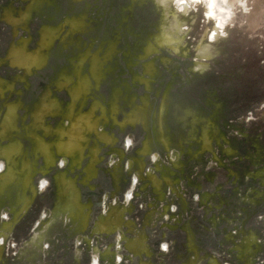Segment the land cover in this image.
I'll return each mask as SVG.
<instances>
[{
    "label": "rangeland",
    "instance_id": "1",
    "mask_svg": "<svg viewBox=\"0 0 264 264\" xmlns=\"http://www.w3.org/2000/svg\"><path fill=\"white\" fill-rule=\"evenodd\" d=\"M26 2L0 0V264H264V0Z\"/></svg>",
    "mask_w": 264,
    "mask_h": 264
},
{
    "label": "bare ground",
    "instance_id": "2",
    "mask_svg": "<svg viewBox=\"0 0 264 264\" xmlns=\"http://www.w3.org/2000/svg\"><path fill=\"white\" fill-rule=\"evenodd\" d=\"M24 1V0H23ZM30 1H32V0H30ZM166 1V0H165ZM162 3L163 4H165V2H164V0H162ZM6 17H7V19L8 20H13L14 21V35H15V37L17 36V34H18V30H19V26L20 25H23V23L24 22H26V17H25V15L23 14V13H21V14H19V16H17V15H14L13 14V12H12V8L11 9H8V10H6ZM78 26V25H77ZM43 37H42V40H44V37H45V34L43 33V35H42ZM166 40H168L169 42H172V39H171V37H168L167 38V36H166V38H165ZM44 43H45V40H44ZM46 46V45H45ZM46 48V47H45ZM13 49H14V45L11 47V51L9 52V57L11 56H13L14 55V51H13ZM148 55H150L151 54V51H149L148 53H147ZM37 56V55H36ZM13 58H14V56H13ZM16 60H17V58H15ZM15 60V61H16ZM22 60H23V58H22ZM34 60H35V58H34ZM19 61V60H18ZM46 62V61H45ZM14 63V62H13ZM16 63V62H15ZM23 63V62H22ZM30 63H32V62H30ZM19 64V63H18ZM28 64V63H27ZM15 65V64H14ZM22 65H24V64H22ZM44 65V64H43ZM44 67V66H43ZM21 68V67H20ZM31 68V67H30ZM38 68H40V67H38ZM23 69H25V68H23ZM29 69V68H28ZM1 90V89H0ZM52 112V104H50L49 102H46L45 100H42V102L40 103V106L38 107V109H37V112H36V117H37V120H41V119H43L44 118V116H46V115H48L49 113H51ZM11 113V112H10ZM7 118H8V116H7ZM89 119V118H88ZM7 121V120H6ZM7 125V124H6ZM11 125V124H10ZM81 125V121L79 120L77 123H75L74 122V124H73V126H80ZM94 125V123L93 122H90V123H88V124H83V128H84V131L82 130V129H79L78 128V130L77 131H72V130H70L69 132H68V134H69V143L68 144H66V147L64 148V150H67V149H70L69 147L71 146V144H73L74 142L75 143H77V146H80L81 145V143L83 142L82 141V139H83V137H84V134L86 133V131H87V133L89 132V130L92 128V126ZM9 126V125H8ZM77 133V134H76ZM75 135H77V136H75ZM60 150V152H62L63 151V149H59ZM73 150V149H72ZM67 151H69V150H67ZM77 151V150H76ZM17 153V152H16ZM82 153H83V150H82V146H80V148L78 149V151H77V154L74 156V158H73V161H74V164H77L79 161H81V158H82ZM70 154V153H69ZM96 154H97V150H93V157L95 158V156H96ZM93 164H94V161L92 162V164H91V167L93 166ZM73 187V186H72ZM79 191L77 190L76 191V194H77V196H79ZM107 223H108V221H107ZM107 223L106 222H100L99 224H98V226H100L101 227V230L104 232V231H106L107 233H110V229L108 228L109 226L107 225ZM110 225V224H109ZM88 227V219L87 218H85L84 219V229H86ZM112 227V226H111Z\"/></svg>",
    "mask_w": 264,
    "mask_h": 264
},
{
    "label": "flooded vegetation",
    "instance_id": "3",
    "mask_svg": "<svg viewBox=\"0 0 264 264\" xmlns=\"http://www.w3.org/2000/svg\"><path fill=\"white\" fill-rule=\"evenodd\" d=\"M24 1H27V2H28V0H24ZM27 2H26V3H27ZM29 4H30V3H29ZM12 12H13V9H12ZM13 13H14V12H13ZM21 13H23L25 16L27 15L26 18L28 17V14H26V13L24 12V10L21 11L20 14H21ZM18 15H19V14H18ZM3 22L7 24V27L10 29V31H11V33H12V36H13V34H14V25L12 26V25H11L9 22H7L6 20H3ZM23 30H24V29H22V28L19 27L18 34H17L16 37H15V35H14V38L18 39L20 33L23 32ZM40 30H41V29H40ZM40 30H39V34H40V32H41ZM38 45H39V44H38ZM12 46H13V43H12V45H11L10 47H8V49H7V55H6L7 58H6V59H7L9 62H10V59H9L8 55H9V52H10ZM38 49H39V47H37L35 50H33V52L37 51ZM9 68H11V69H15V70H17V71H21V70H18L17 67H15V68L12 67L11 62H10V66H9ZM64 91H65V89L60 90L59 92H64ZM7 92H12V90H7ZM52 118L55 119L56 117L50 115V116H48L47 119H52ZM47 119H46V120H47ZM33 120H34V118H33ZM102 143L105 144L104 142H102ZM106 145H107V144H106ZM109 145H110V144H109ZM94 149H97V148H94ZM94 149H93V150H94ZM93 150H92V151H93ZM97 151H98V149H97ZM91 153H92V152H91ZM97 155H98V154H97ZM91 158H92V157H91ZM96 159H97V158H96ZM95 161H96V160H95ZM91 162H92V161H91ZM95 175H97V174H95ZM95 178H96V176L93 177L92 179H90L89 181H90V182H93ZM97 223H98V222H97ZM96 225H97V224H96Z\"/></svg>",
    "mask_w": 264,
    "mask_h": 264
},
{
    "label": "clouds",
    "instance_id": "4",
    "mask_svg": "<svg viewBox=\"0 0 264 264\" xmlns=\"http://www.w3.org/2000/svg\"><path fill=\"white\" fill-rule=\"evenodd\" d=\"M217 26H219V25H217ZM3 169H4V165L2 163H0V171H3ZM45 247H47V245H45ZM162 247L164 248V250L167 249V245H163Z\"/></svg>",
    "mask_w": 264,
    "mask_h": 264
}]
</instances>
